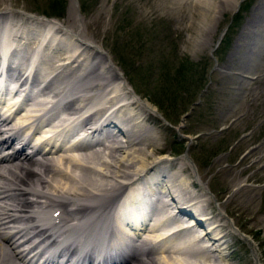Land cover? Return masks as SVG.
Instances as JSON below:
<instances>
[{
	"label": "bare ground",
	"instance_id": "6f19581e",
	"mask_svg": "<svg viewBox=\"0 0 264 264\" xmlns=\"http://www.w3.org/2000/svg\"><path fill=\"white\" fill-rule=\"evenodd\" d=\"M219 1L197 0L194 5L197 8L199 6L208 7L207 10L210 8L215 10ZM258 1L253 8L255 16L264 12V5H260ZM226 2L236 6L239 3L234 0H225L221 3L222 6H225ZM9 14H11L10 7L1 9V21ZM9 20L11 19L1 24ZM38 21L40 25H32L29 22L24 24V28L27 29L21 34L16 33L17 28L13 29L14 27H10V22L8 23L10 25L7 30L8 38L15 43L13 52H18V62L15 60L16 70L20 68L18 63L24 64L30 58H40L38 65L42 67L45 74L62 76L65 73L64 70L74 66L82 71L80 73L86 81L88 86L86 92L89 95L81 99L72 98L71 100L76 101L65 109L63 107L68 99L75 96L76 88L78 86L84 88L82 83L66 84L61 90H55L50 84H45L40 91V97L51 98L52 104L47 106L42 103L34 109H25L29 99L23 97V109L17 111L18 99L6 96L5 86L8 84L0 81V108L9 114L7 117L0 116V264H59L60 255L76 253L77 250H81L79 246L89 248L91 251L100 248L105 253L112 250L121 253L127 248L126 243L130 242L134 243L130 255L121 254L115 260L111 256H105L102 260L107 259L105 262L111 264L114 262L115 264H151L152 262L153 264H225V255L222 251L226 249V242L223 240L228 228L221 223V219L210 214L209 207L204 202V198L208 195L201 196L191 190V187L199 183V180L195 179L188 183L190 175L184 176L188 168L184 163H181L182 165L177 169L174 166L176 162L169 156H157L155 159L151 157L153 151L162 149L155 145L154 138H148L144 134L145 119L140 112L142 111L147 118L149 112L157 111L154 106L135 98L112 58L100 47L79 40L77 35L71 34L56 20L40 19ZM53 34L62 36L69 34L70 37H76L73 47L67 45L65 40H61L63 37L60 39ZM223 35L224 33L218 45ZM2 38L0 36V41L3 40ZM40 41L46 48L47 51H45L50 54L76 49L73 50L72 58H60L61 55H59V58H54L57 59L56 61L45 58L46 56L42 58V55L39 56L42 54L41 51L28 53L27 49H23L31 43ZM0 60L1 63H6V54L1 55ZM50 60L54 63L49 64ZM58 62H61V65L59 64L61 67L57 66ZM8 66L9 64L6 66L7 72L10 71ZM60 68L61 72H59ZM33 82L35 80L27 85L24 93L30 87H38L33 85ZM12 88L13 86H8V89L12 90ZM97 100L103 101V104L95 106ZM112 106H116V109L109 112L108 107ZM59 108H62L63 118L58 116ZM86 108L91 111L88 121L103 118L106 113L110 114L106 119H102L105 122L100 129L107 137L105 144L108 146L91 141L90 135L78 140L76 144H68L69 147L66 146L65 149L54 148L53 139L60 138L64 141L73 136L74 124H66V121ZM124 110L132 115L134 123H130L128 121L130 119L127 121L123 119L126 114ZM47 120H50L52 125L42 127L41 123ZM11 123L13 127L10 126ZM34 129L40 136H34L42 142L40 145H32L29 139H21L24 133ZM52 132L55 134L47 136ZM93 143L96 144L92 145ZM132 146L135 147L133 150H127ZM94 147L102 148L105 153ZM45 149L46 152L43 151ZM145 149L146 152H143ZM253 150L250 155L254 153ZM229 172L228 170L224 173ZM176 174L180 176L174 177ZM170 180H179L178 186L174 188ZM129 181L131 183H128ZM135 184L144 185L145 189L152 193L159 191L164 194L174 211L162 216L157 223L152 224V228L145 229L144 225L148 221L151 208L159 207L161 199L155 205L142 193L127 194L130 205L128 206L126 202L124 204L128 206L129 212L124 219H122L123 216L121 217L120 222L122 225L124 222H131L132 226L128 233L127 228L120 226L118 216L113 215V208L123 192L128 190V186L130 188ZM203 185L206 186V184ZM198 186L201 185L198 184ZM201 188L206 192L205 187H199ZM157 198L160 196L157 195ZM59 210L61 215L53 217V214ZM87 212H92L95 218L101 219L96 221L92 233L89 232L92 227L83 219ZM177 212L180 217H175ZM110 216L112 218H108ZM103 218H108L114 224L116 228L114 234L104 237L96 228L103 224ZM187 219L191 220L190 224L187 223L189 221H186ZM193 221L196 227H199L197 229L202 236L200 240L198 236H191L195 230L192 226ZM165 224L173 225V227L180 224L183 226L177 230H171L170 233H164L162 227ZM183 235L192 237L190 242L178 244V239ZM76 238H80L79 246L73 241ZM203 241L207 243L206 246L196 250L195 255L194 253L190 255V252L186 251L189 246L199 245L204 243ZM47 243L52 247L47 248ZM140 244L149 247L142 250L139 248ZM210 246L213 248L210 249ZM53 249L56 250L52 251ZM93 258L90 254L88 257L79 258L78 262L82 259L92 264ZM39 260L43 262L40 263ZM256 263L258 264V260Z\"/></svg>",
	"mask_w": 264,
	"mask_h": 264
},
{
	"label": "rangeland",
	"instance_id": "374dc122",
	"mask_svg": "<svg viewBox=\"0 0 264 264\" xmlns=\"http://www.w3.org/2000/svg\"><path fill=\"white\" fill-rule=\"evenodd\" d=\"M196 1L1 0L0 10L10 7L11 14L0 23L11 19V26L7 21L1 27L17 28L21 34L27 29L24 24L40 25L43 15L50 16L47 20L58 21L79 40L108 54L134 94L157 110L147 118L140 112L144 134L162 149L153 151L152 159L172 157L177 169L186 164L188 183L199 180L191 190L208 195L204 202L210 214L228 228L224 263L264 264V12L253 14L257 0H234L237 6H222L225 0H218L216 11L197 8ZM258 3L264 5V0ZM53 35L73 47L69 34ZM73 50L47 52L45 58H72ZM64 71L62 76L47 75L35 67L39 76L82 83L89 95L79 68ZM99 101L95 106L103 104ZM123 112V119L134 123ZM252 149L255 154L250 155ZM170 181L174 188L179 184ZM189 247L192 255L197 249Z\"/></svg>",
	"mask_w": 264,
	"mask_h": 264
}]
</instances>
